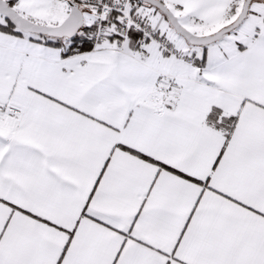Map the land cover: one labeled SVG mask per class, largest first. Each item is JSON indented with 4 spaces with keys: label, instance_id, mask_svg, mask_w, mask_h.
Here are the masks:
<instances>
[{
    "label": "snow or ice",
    "instance_id": "6c2138e0",
    "mask_svg": "<svg viewBox=\"0 0 264 264\" xmlns=\"http://www.w3.org/2000/svg\"><path fill=\"white\" fill-rule=\"evenodd\" d=\"M0 264H264V0H0Z\"/></svg>",
    "mask_w": 264,
    "mask_h": 264
}]
</instances>
